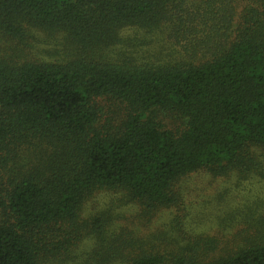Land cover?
<instances>
[{"label":"trees","instance_id":"trees-1","mask_svg":"<svg viewBox=\"0 0 264 264\" xmlns=\"http://www.w3.org/2000/svg\"><path fill=\"white\" fill-rule=\"evenodd\" d=\"M197 172L264 185V0H0V264H264L262 201L185 229Z\"/></svg>","mask_w":264,"mask_h":264},{"label":"rangeland","instance_id":"rangeland-1","mask_svg":"<svg viewBox=\"0 0 264 264\" xmlns=\"http://www.w3.org/2000/svg\"><path fill=\"white\" fill-rule=\"evenodd\" d=\"M131 34V31L122 33L123 36ZM180 190L183 202L184 227L186 230L195 233L220 234L228 237L231 229L237 228V224L231 222V225L228 226L232 228L226 227L224 229L225 224L223 223L230 221L227 220L228 214L242 210L245 205L255 200L264 203V185L256 179L237 184L235 178L229 180L214 179L205 172H197L182 180ZM106 201L105 194L96 196L85 204V212L102 207ZM121 213L128 219L133 211L127 209ZM169 213L173 214V211L162 212L158 215L150 224L149 231L166 225L171 218ZM222 220H224L223 223ZM90 246L91 242L85 241L77 253L85 252Z\"/></svg>","mask_w":264,"mask_h":264}]
</instances>
